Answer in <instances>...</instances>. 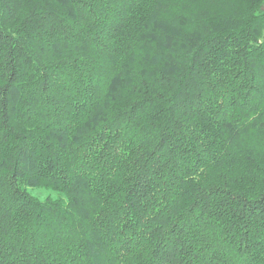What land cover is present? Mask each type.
Segmentation results:
<instances>
[{"label":"trees","instance_id":"trees-1","mask_svg":"<svg viewBox=\"0 0 264 264\" xmlns=\"http://www.w3.org/2000/svg\"><path fill=\"white\" fill-rule=\"evenodd\" d=\"M263 32L264 0H0V264H264Z\"/></svg>","mask_w":264,"mask_h":264},{"label":"rangeland","instance_id":"rangeland-1","mask_svg":"<svg viewBox=\"0 0 264 264\" xmlns=\"http://www.w3.org/2000/svg\"><path fill=\"white\" fill-rule=\"evenodd\" d=\"M262 41H264V32H263V35H262ZM33 194L36 195V196H38L41 199H44L48 195H53V194H51L48 191H37V190L34 191Z\"/></svg>","mask_w":264,"mask_h":264}]
</instances>
